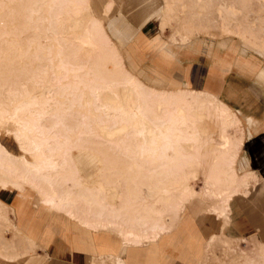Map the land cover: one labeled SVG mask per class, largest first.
<instances>
[{"label": "bare ground", "instance_id": "6f19581e", "mask_svg": "<svg viewBox=\"0 0 264 264\" xmlns=\"http://www.w3.org/2000/svg\"><path fill=\"white\" fill-rule=\"evenodd\" d=\"M8 1L13 2L0 0V25L12 27L1 33L12 35V45L18 47L2 64L9 70L0 69V124H13L2 137L9 133L20 155H12L0 138V189L20 190L24 185L42 207L61 210L89 229L117 227L131 243L157 239L173 227L186 198L205 196L216 186L233 187L215 195L219 204L212 211L227 213L229 200L247 185L237 180L233 168L232 148L243 142L234 137L228 107L189 85L170 91L145 89L123 68L120 55L106 50L108 38L99 20L91 25L74 20L66 26L65 17L76 16L83 5L88 8V0H16L13 6ZM6 48L0 43V54ZM120 87L133 95L130 104L109 101L118 98ZM150 101L157 103L161 115L151 112ZM195 112L210 117L219 133L227 135L222 147L200 152L191 118ZM119 126L124 132L112 140L96 131ZM81 148L102 153L100 178L113 175L124 181L127 188L114 209L104 203L98 188L82 183L70 156ZM192 166L200 168L204 178L199 190L185 181ZM175 177L183 183L172 182ZM171 185L178 187L175 196ZM153 195L168 204L163 219L151 216L157 208L144 204V196Z\"/></svg>", "mask_w": 264, "mask_h": 264}, {"label": "rangeland", "instance_id": "374dc122", "mask_svg": "<svg viewBox=\"0 0 264 264\" xmlns=\"http://www.w3.org/2000/svg\"><path fill=\"white\" fill-rule=\"evenodd\" d=\"M139 1L140 0H89L91 9L89 7L86 8L84 5L81 6V9L76 16L71 14L65 17V23L66 26H69L74 22V20H77L81 24L91 25L92 22H94L95 17L99 19L102 24L100 25L108 38L106 50L109 53L117 52L116 54L121 55L122 58L121 56L120 58L123 59L122 66L126 71H128L124 67V64L129 66L130 62V60H127V57H125L127 51L129 55H132L133 67H135V72L138 77L144 83L156 89L145 85L138 77L132 73L131 74L143 84L145 89L155 90L156 92L164 91L161 89H167V85L153 82L151 83L145 79L150 76L148 68H146L144 63L142 64L134 59L135 52L138 51L137 42H133L132 45L129 43L127 46V41L120 39L121 36L117 38L118 36L116 35L115 30L116 27L113 28L109 26L110 21H114L112 23L113 26H122L125 24L130 29L136 28L137 25H139L143 14V6ZM15 2L16 0H13V2L8 1L7 4L13 6ZM107 2L110 4L109 9L105 12L103 11V8ZM160 3L161 0H152L150 7L154 8ZM162 3L171 9V17L169 19V23L160 35L165 42L168 41L167 37H169L172 32L174 36H178V41L185 44L180 46V52L191 51L193 53L207 54L206 51H208L207 49L209 48V51L211 49H215L227 52L230 50L227 46L231 45L232 48L235 49L236 53L241 52L246 56H254L259 61L261 67H264V0H162ZM2 11L3 10L0 6V13ZM165 13L166 12L164 11V18H167ZM10 27H12V25L8 24L4 26V28L0 25V43L2 46L6 45L7 47L6 50L0 54V69L2 72H4V70L5 72L6 70H9L8 67L2 66V64L7 62L8 58H11L10 56L13 52V48L18 47V45H12L14 44V37H12V35H4L1 33L4 30H8ZM150 28L157 30L155 23L151 24ZM170 43L174 45V43H176V39L171 37ZM191 43H198L197 47L194 50H186L187 44ZM130 46H133L132 52L129 50L131 49ZM85 51H87V49ZM237 71L238 70L234 68L230 79L228 78V80L233 82V85L236 86L235 89H232V92L234 93L233 96L231 95V98H234L232 100H226L220 96L218 97L223 100L235 113H238V115H252L258 120L264 118V79H259L256 73H244L242 75L241 73L236 74ZM46 83L47 85L49 84L48 82H44V84ZM177 87L180 88L181 86ZM194 87L198 89L197 86H191L193 89ZM128 91L129 90L127 88L120 87L116 91L118 92V100L114 99L109 101H115L118 104L120 103V105L130 104L132 102L133 95L130 91ZM236 96L238 99H236ZM149 104L151 105V112L156 115L162 114V111L159 110L160 108L156 102L150 101ZM230 113L234 137L238 141H244V144L239 147L232 148L231 154L234 155L233 168L235 170L237 180H242L247 184L246 186H242L244 189H241V193L239 194L248 193L244 196H237L235 198L237 201L234 200L231 203V208L241 207L243 213L248 214V212H250L251 214H255L257 222L259 223L248 221L250 222L251 228H249L248 232L243 236L232 235L231 237L229 235H225L231 239V241L226 238H212L206 245V254L203 255L201 263L263 264L264 235L263 237L260 236V232L261 228L264 227V199L259 193L260 185L255 183L257 181V177L252 171L245 170L243 168V164L245 163L244 159H246L249 163L248 169H252L258 174L264 175V129L262 128V130H258L257 132H253L251 135H248L245 128L242 127L241 121L238 117L231 110ZM195 116L193 115L191 118L194 119L197 138L200 140V144H198L200 152H209L212 146H216V148L222 147V145H224V141H226L227 135L219 133L213 120H211V118L207 115L195 112ZM13 128V124L11 123H1L0 138L3 140L5 139L7 143L6 147L12 155L19 156L20 153L11 140L9 133L5 135L6 138L2 137L5 132H11ZM96 131L97 134L104 139L108 138L112 140V138L115 139L117 137H121L124 129L123 126H119L118 128L108 132L105 127H97ZM188 135L189 134L186 136ZM150 137L151 135H147L146 140H149ZM195 145L197 144L193 143L192 147L194 148ZM95 150V148H81L70 152V156L74 159L84 183L90 187H97L102 193H104V203L109 205V209H114L119 204V194L127 187L122 179L119 180L113 175H109L106 179L100 178L103 168V155L98 150L95 152ZM108 171L113 172V169ZM248 173L249 176L246 177V174ZM0 176L2 177L4 175L0 174ZM185 177L186 183L188 184L189 182L190 186L198 190L204 183L201 170L196 166L189 168ZM172 182L183 183V179L181 177H175L172 179ZM227 186H229V189L224 187L219 188L216 186L211 192H208L209 194H205V196L204 193H201L198 197L196 195L188 199L186 198L183 209L179 213V218L176 220L171 229H173L178 223L184 207L189 210L203 209L208 204V202L203 200L219 201V198L215 196L216 194L223 190L229 191L233 189L232 185ZM130 189L131 188L128 186V190ZM171 189V193L174 196L177 195V185H175V187L171 185ZM15 194L19 197L27 199L25 202L26 206L32 208L35 206L44 209L39 210L40 212H43L44 215L46 214V211L57 212L59 215L66 214L61 210H49L42 207L39 204L38 196L24 185L21 186L20 190H16L14 188L8 191L0 189V260L5 261L4 264H36L33 261L41 258V256L37 254V250L40 252V247L36 246L32 239L26 237L19 229L16 228L13 216L11 215L12 210L6 205V203L11 201L12 198H15ZM145 197L146 196H144V204L146 207L154 210L157 208V211L155 210L154 213H150L151 216L153 215L156 217L157 215L156 218L163 219V217L167 214L168 204L161 199L158 200L157 195L147 198ZM191 200L192 202L186 205V203ZM217 205L212 204L210 209L212 210V208ZM72 221L80 224L78 221ZM110 234L114 235L112 232H110Z\"/></svg>", "mask_w": 264, "mask_h": 264}, {"label": "crops", "instance_id": "0c3cea01", "mask_svg": "<svg viewBox=\"0 0 264 264\" xmlns=\"http://www.w3.org/2000/svg\"><path fill=\"white\" fill-rule=\"evenodd\" d=\"M139 2L143 6V14L136 28L130 29L125 24L113 26L114 21H110L109 26L116 27L117 38L121 36L120 39L127 41V46L129 43L132 45L133 42H137L138 51L135 52L134 59L144 63L148 68L150 76L145 79L151 83L167 85V89H161L164 91H170L182 85H189L190 88L197 86L198 89L194 87V90L203 91L228 107L241 121L248 135L264 129V118L258 120L252 115H238L218 97L226 100L234 98H231V95L233 96L232 89L236 86L228 80L234 68L238 70L236 74L256 73L257 77L263 80L264 67H261L257 58L246 56L241 52L236 53L231 45L227 46L230 49L227 52L215 49L209 51L210 48L207 49V54L191 51L180 52V46L185 44L178 41V36H174L172 32L167 37L168 41L165 42L160 35L169 23L171 9L163 5L162 0L154 8L150 7L152 0H140ZM109 4L107 2L104 5L103 11L106 12L109 9ZM164 11L167 18H164ZM153 23L157 30L150 28ZM162 25H164L163 28ZM171 37L176 39L174 45L170 43ZM197 44H187L186 50H194ZM130 47L129 50L132 52L133 46ZM126 53L125 57L130 62L129 66L123 62L124 67L138 77L133 67L132 55H129L127 51ZM139 80L142 81L140 78ZM236 99H238L237 96ZM244 160L243 168L255 174L257 177L255 183L260 185L259 193L264 199V175L248 169L249 163L246 159ZM82 183L86 185L83 179ZM247 194L233 196L228 202L227 213L223 216L217 215L210 209L211 205H217L218 201L201 199L208 202L203 209L189 210L184 207L173 229L160 234L155 240L140 243L126 242L117 227L89 229L57 212L45 210L44 215L39 211L44 209L26 206L27 199L16 194L15 198H12L6 205L12 210L11 215L16 228L40 247V252L37 250V254L41 258L33 261L36 264H202L203 255L206 254V245L212 238H226L231 241L225 235L243 236L251 228V221L259 223L255 214L243 213L241 207L231 208V203L236 200L237 196ZM190 202L192 200L186 205ZM260 234L263 237L264 227L261 228Z\"/></svg>", "mask_w": 264, "mask_h": 264}]
</instances>
